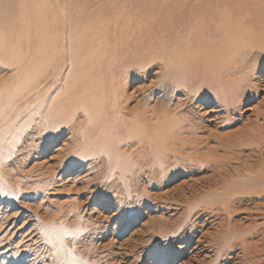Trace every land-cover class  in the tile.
Masks as SVG:
<instances>
[{
  "label": "rangeland",
  "instance_id": "1",
  "mask_svg": "<svg viewBox=\"0 0 264 264\" xmlns=\"http://www.w3.org/2000/svg\"><path fill=\"white\" fill-rule=\"evenodd\" d=\"M108 1L119 10L100 12L102 29L84 36L95 48L100 46V64L107 66L100 99L86 105L100 112V123L106 120L120 129H128L125 121L133 119L144 130L155 129L159 118L172 110L195 127V136L179 135L186 141L184 150L176 143L163 145V150L174 147L178 156H169L165 163L163 156L158 161L149 153L147 140L126 138L121 132L111 133L117 143L100 142V149L117 156L93 157L85 148L91 142L85 139L98 130L85 132L86 110L67 105L58 114L55 110L53 120L48 118L61 97L82 100L79 92L65 93L72 67L67 52L61 51L36 85L4 108L9 116L21 110V116L7 138L13 144L7 145L8 156L1 166L12 186L0 192L7 194H0V264H264V192L214 187L216 168L206 162L232 156L221 147L230 133L248 121L262 123L264 60L257 58L255 74L241 78L246 85L240 105L226 124L213 100L194 94L186 99L185 90L166 72L167 64L175 62L161 55L164 47L171 46V37L177 36L176 29H181L179 20L193 21L194 15L157 14L159 0L148 4L143 0L146 11L154 12L148 17L140 10L130 13L129 22L137 21L132 24L122 21L128 13L122 5L133 0ZM248 1L235 0L233 5L247 8L250 18H257L255 25L263 27L264 0ZM60 3L66 7L68 0ZM112 18H120L123 25L128 22V29L122 30V23L103 29ZM92 19L89 15L88 25ZM3 29L1 35L7 36ZM81 35L74 34V41L84 38ZM23 43L28 46L30 41ZM17 71L0 61V84L8 91ZM118 156L124 163L120 170H111L109 162L115 163ZM242 163L251 161L221 162L228 170L241 169ZM58 229L60 234L50 235ZM45 237L63 240L59 261L52 258Z\"/></svg>",
  "mask_w": 264,
  "mask_h": 264
},
{
  "label": "bare ground",
  "instance_id": "2",
  "mask_svg": "<svg viewBox=\"0 0 264 264\" xmlns=\"http://www.w3.org/2000/svg\"><path fill=\"white\" fill-rule=\"evenodd\" d=\"M105 1L100 4V0H68L65 7L62 6L60 0H0V28L4 26L3 30L7 32V36H2L0 33V61L13 65L16 67V71L18 70L17 75L9 84L12 88L11 91H8L4 84H0V192L8 190L12 186L7 174H3L5 172L1 166H5L3 162L8 156L7 145L13 144V142L7 143V138L13 129V123L21 116V110H17L9 116L10 112L4 108L15 97L32 89L36 85L37 79L44 74L43 72L46 73L48 68L54 65L61 51L67 52L71 64L69 67H72L70 84L67 85L65 93L79 92L82 100L70 101L68 98L61 97L55 106L57 109L55 107L49 109L48 118L49 121L53 120L56 116L55 110L58 111V114L67 105L70 109L78 105L80 109L86 110V124L82 127L85 132L90 131L94 134L95 130H98L94 137L85 139V141L91 142L86 143L85 148H87V152L93 153V157H98L100 153H103V156H117L111 151L100 149V142H118L116 138H112L111 133L121 132L126 138L135 136L147 140L146 145L149 148V153L158 161L163 156V163L168 161L169 156L174 159L178 157L174 147L163 150L165 144L176 143L184 150L186 141L179 135L186 133L194 138L195 127L193 128L188 120L182 121V118L176 116V113L173 114L172 110H169V115L166 114L168 117L159 118L160 121L156 124L155 129L146 128V131L134 119L125 121L128 129H120L115 124L110 126L106 120L100 123V112L86 105L92 104L93 100L100 99V88L105 86L104 81L107 77L106 64H100V46L95 48L93 40L84 37L102 29L100 27V12L103 13L109 9L119 10V7L111 5L108 0ZM142 1L133 0L129 4L122 5L125 7V12H128L122 21L127 19L129 22L130 13L136 10L145 12L146 17L153 14V9L146 11ZM190 1L193 5L189 4V0H159V5L155 8L157 14L165 12L168 14L166 16H170L172 13L178 14V12L194 15L193 21L190 18L184 21L179 20V23H183L180 24L181 29L178 27L179 29L175 31L177 36L171 37L170 47L163 48L165 51L161 55L171 58L175 62H167L166 72H171L172 76L169 75L171 79L176 80L179 83L177 85L185 90L184 96L187 100L191 94L202 95V97L213 100L216 105L218 104L225 114L224 122L227 124L231 111L238 110L240 105L239 96L246 85L241 78L243 76L248 78L255 74L257 58L264 60V26H256L257 18L256 20L252 19V16L250 18L251 14L248 13L247 8L233 5L235 0ZM149 2L152 0H146L147 4ZM89 15L93 19L92 23L88 25ZM122 21L120 18L107 20L103 29H108V26L122 23ZM128 22L124 25V22L122 23V30L129 27ZM136 22L130 21L129 23ZM76 33L82 34L81 36L84 38L74 41ZM120 34H122L121 29L117 35L120 36ZM25 39L30 41L28 46L23 45ZM123 45H126V42ZM86 55H95L98 59H91V56L87 58ZM249 55H253V58L246 60ZM47 59L48 62H45ZM238 74L241 77L237 78ZM3 103L4 106H2ZM33 111H38V109ZM100 128L107 129L110 134L106 132L102 135L105 130L100 134ZM138 142L143 143L142 141ZM222 145L225 146L221 147L226 153L229 151L233 154L227 157H214L213 160L206 161L216 168L213 176L218 178L212 179V185L220 186L219 188L223 189L224 187L228 189L247 187L248 190L264 192V118L262 123H259L257 119L248 121L241 128L230 133ZM81 158H85L84 153L81 154ZM240 158H246L251 161V164L242 163L241 169L236 168L235 170L222 167L221 162ZM122 159H124L122 156H118L115 163L109 162L111 170L119 169L124 163H121ZM154 164L156 165L155 162ZM0 194L1 196L7 195ZM61 230L49 233L56 237V234H60ZM220 241L222 245H225L224 238ZM44 244L53 251L52 258L57 261L63 258L64 252L59 253V250L61 248L63 250L65 247L62 239L55 238L53 240L45 237Z\"/></svg>",
  "mask_w": 264,
  "mask_h": 264
}]
</instances>
